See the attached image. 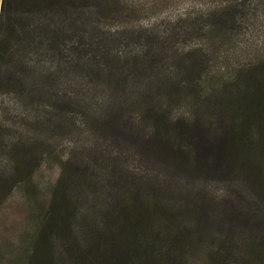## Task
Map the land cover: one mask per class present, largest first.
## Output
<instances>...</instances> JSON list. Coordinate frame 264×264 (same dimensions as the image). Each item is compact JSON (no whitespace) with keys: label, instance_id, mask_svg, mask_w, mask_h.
Masks as SVG:
<instances>
[{"label":"rangeland","instance_id":"rangeland-1","mask_svg":"<svg viewBox=\"0 0 264 264\" xmlns=\"http://www.w3.org/2000/svg\"><path fill=\"white\" fill-rule=\"evenodd\" d=\"M119 2L126 6L122 16L102 21L108 26L100 32L126 63L128 79L162 89L193 81L201 90L168 98L173 144L148 141L134 110L98 96L86 72L63 73L48 83L56 88L50 96L20 91L36 76L34 63L25 67L23 45L15 46L16 31L11 56L0 63V264H49L47 241L76 224L72 214L110 208L132 191L138 200L149 194L145 211L152 214L203 212L202 232L222 241L223 255L264 264V170L253 163L225 171L180 137L199 102L206 103L202 114L210 111L208 103L228 106L230 88L217 93L227 84L253 77L264 85V0ZM61 99L66 105L59 106ZM102 258L110 264L108 252Z\"/></svg>","mask_w":264,"mask_h":264},{"label":"trees","instance_id":"trees-1","mask_svg":"<svg viewBox=\"0 0 264 264\" xmlns=\"http://www.w3.org/2000/svg\"><path fill=\"white\" fill-rule=\"evenodd\" d=\"M125 7L119 0H1L0 63L11 56L9 38L17 31L15 46L23 45L25 67L34 63L31 73L36 76V82H23L20 91L50 96L56 88L48 83H56L65 72H86L87 83L98 96L112 99V106L134 110L146 128L143 137L148 141L161 137L171 145L168 98L201 88L193 86V81L152 88V82L136 85L128 79L126 63L114 55L100 32L108 26L102 21L112 23ZM251 78L227 84L223 92H217L220 96L230 88L227 107L208 103L210 111L202 114L206 103L199 102V111L186 127L189 130L180 135L195 144L200 150L197 153L209 164L228 172L234 166L253 163L264 170V85ZM56 101L59 106L66 105L63 99ZM85 105L92 108L98 103ZM130 193L111 202L110 208L94 206L72 214L76 224L69 223L59 239L47 241L51 248L44 259L49 264H63L64 259L65 264H102V256L108 252L110 264H249L248 259L244 263L231 261L223 255L222 241L205 238L199 224L203 212L198 215L191 209L190 216L168 218L165 208L152 214L150 209L145 211L149 194L138 200L133 191ZM250 241L246 239L248 244ZM258 242L252 241L251 247ZM190 254L196 257L187 259Z\"/></svg>","mask_w":264,"mask_h":264}]
</instances>
